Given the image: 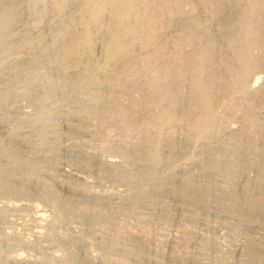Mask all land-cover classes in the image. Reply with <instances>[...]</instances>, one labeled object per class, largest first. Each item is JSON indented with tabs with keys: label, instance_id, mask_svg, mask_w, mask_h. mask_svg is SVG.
I'll list each match as a JSON object with an SVG mask.
<instances>
[{
	"label": "bare ground",
	"instance_id": "1",
	"mask_svg": "<svg viewBox=\"0 0 264 264\" xmlns=\"http://www.w3.org/2000/svg\"><path fill=\"white\" fill-rule=\"evenodd\" d=\"M0 264H264V0H0Z\"/></svg>",
	"mask_w": 264,
	"mask_h": 264
},
{
	"label": "rangeland",
	"instance_id": "2",
	"mask_svg": "<svg viewBox=\"0 0 264 264\" xmlns=\"http://www.w3.org/2000/svg\"><path fill=\"white\" fill-rule=\"evenodd\" d=\"M263 81V80H262ZM262 81L261 80H259V83L260 84H262ZM258 82H257V84H256V87L258 88V86L260 85ZM260 87V86H259ZM135 96H136V94H135ZM137 97V96H136ZM239 107V108H238ZM237 107V109H238V111H237V109H235L234 110V117H233V114H232V116L229 118L230 119V121H229V119L227 120V122H225V125H224V127H223V129H227V127L228 128H231L232 130H234V131H237L238 130V128L240 127V117H239V115H240V113L239 112H241V110H242V108H243V106H238ZM241 107V108H240ZM239 113V114H238ZM237 115H238V117H237ZM233 119V120H232ZM263 120V119H262ZM229 122V123H228ZM227 125V126H226ZM191 156H189V157H185L184 159H183V162L184 163H189L190 162V160H191V158H190ZM174 170H175V167H174ZM248 174V173H247ZM249 175H251V176H249ZM255 175V173H254V171H249V174H248V176L249 177H253ZM225 185H223V183L220 185L221 186V188L222 189H224V190H226V189H228L229 188V182L228 183H224ZM228 186V188H227V186ZM223 186H225L226 188H224ZM108 192H112L111 190L109 191V189H108ZM213 220V219H212ZM214 221L216 222V220H213V221H211L210 220V222L213 224V225H216V223H214ZM210 223V224H211ZM211 224V225H212ZM188 227H187V230L188 231H190L189 233L190 234H192L191 236H193V237H199L200 239H203L205 242H207V243H210L211 241H213V242H215V244L222 250V251H227V250H231V246H230V244L228 245V241L227 240H224V238H223V236H220V235H216L215 236V238H213V237H211V235L210 234H208V233H206L205 231H203L202 232V230H199V228L198 227H196V226H194V225H187ZM193 226H194V229H193ZM189 228V229H188ZM192 229V230H191ZM195 230V231H194ZM192 231H193V233H192ZM199 231H201V232H199ZM195 232H196V234H195ZM196 235V236H195ZM204 235V236H203ZM210 237V238H209ZM222 237V238H221ZM207 238V239H206ZM210 239V240H209ZM226 239V238H225ZM218 240V241H217ZM224 240V241H223ZM218 243V244H217ZM222 244V245H221ZM226 244V245H225ZM221 246V247H220ZM227 246V247H226ZM228 247H229V249H228ZM167 250V249H166ZM166 250H165V252H166ZM188 252H190V250L188 251ZM191 253V252H190Z\"/></svg>",
	"mask_w": 264,
	"mask_h": 264
}]
</instances>
